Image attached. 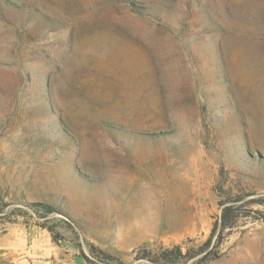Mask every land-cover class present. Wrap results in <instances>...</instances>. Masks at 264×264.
<instances>
[{
	"label": "rangeland",
	"instance_id": "obj_1",
	"mask_svg": "<svg viewBox=\"0 0 264 264\" xmlns=\"http://www.w3.org/2000/svg\"><path fill=\"white\" fill-rule=\"evenodd\" d=\"M175 246L264 264V0H0V264Z\"/></svg>",
	"mask_w": 264,
	"mask_h": 264
},
{
	"label": "trees",
	"instance_id": "obj_2",
	"mask_svg": "<svg viewBox=\"0 0 264 264\" xmlns=\"http://www.w3.org/2000/svg\"><path fill=\"white\" fill-rule=\"evenodd\" d=\"M216 226L220 227V231L217 234L216 239H214L215 229H213L208 239L198 248L199 252L203 253V255L198 259L199 262H207L215 260L219 257L218 248L224 238L223 231L227 228H233V223L228 220V216L226 215L225 210H223L220 222L217 223ZM195 254L197 253L183 255L180 248L175 246L171 249H164L159 253L153 255H138L137 259H146L149 260L152 264H173L180 259L185 261L191 260L196 256Z\"/></svg>",
	"mask_w": 264,
	"mask_h": 264
}]
</instances>
